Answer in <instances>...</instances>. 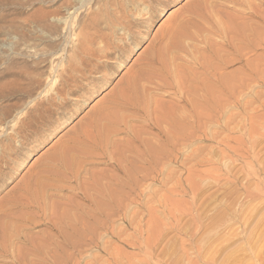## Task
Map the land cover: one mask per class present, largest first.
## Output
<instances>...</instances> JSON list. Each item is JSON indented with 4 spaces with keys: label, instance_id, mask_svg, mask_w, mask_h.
Masks as SVG:
<instances>
[{
    "label": "bare ground",
    "instance_id": "6f19581e",
    "mask_svg": "<svg viewBox=\"0 0 264 264\" xmlns=\"http://www.w3.org/2000/svg\"><path fill=\"white\" fill-rule=\"evenodd\" d=\"M127 1L113 0L118 13L98 10L78 33L76 60L62 71L71 80L77 77L71 73L81 80L88 78L84 74L87 57L110 59L116 52L120 60L128 54L131 45L140 42V28L153 21L156 4L162 3ZM143 5L146 17L130 20L128 11L131 15L141 12L137 10ZM165 12L166 6L159 8L160 15ZM176 14L171 15L168 28L149 42L141 63L128 71L94 112L86 129L61 146L19 194L4 203L0 262L87 264L89 252H101L107 246L103 238L118 235V222H131L132 207L152 202L146 191L151 184L165 183L169 167H191L196 123H228L229 111L246 106V94L262 84L264 0H195ZM102 16L107 32L95 29ZM120 30L128 36L129 45H115L111 39L110 34ZM97 44L105 50L96 48ZM234 66L239 68L230 71ZM109 67L103 63L89 72ZM120 135L126 139L114 140ZM188 149L186 160L180 162L181 152ZM95 164L108 169H86ZM51 191L68 193L71 198ZM37 227L45 230L28 234ZM251 244L245 254L255 252Z\"/></svg>",
    "mask_w": 264,
    "mask_h": 264
},
{
    "label": "rangeland",
    "instance_id": "374dc122",
    "mask_svg": "<svg viewBox=\"0 0 264 264\" xmlns=\"http://www.w3.org/2000/svg\"><path fill=\"white\" fill-rule=\"evenodd\" d=\"M155 1L162 3L156 4L153 21L140 28V42L131 45L128 54L120 60L113 51L110 59L100 55L87 57L84 74L88 80L71 73L77 76L73 81L69 73L62 71L68 62L76 60L73 53L74 46L78 47V33L98 10L118 13L113 0H0L1 215L6 214L4 203L14 199L61 146L86 129L94 112L120 86L124 76L141 63L149 42L168 28L171 15L195 0ZM162 6H166L164 15L158 13ZM143 9L144 5L140 6L137 11L141 12L133 11L134 15L128 11L129 19L145 18L147 12ZM102 18L105 19L102 16L95 29L107 32ZM123 33L120 30L110 34L115 45L130 44ZM103 46L95 45L102 51ZM103 63L112 68L89 72ZM238 68L234 66L230 71ZM245 102L241 109L229 111L228 123H196L192 169L182 165L169 167L164 174L165 183L151 184L146 191L152 202L132 207V224L118 222L115 226L118 235L113 239L103 238L106 249L89 252L84 262H264V79L246 94ZM115 139L124 140L126 136ZM184 151L180 162L186 160L190 149ZM86 169L100 171L108 167L95 164ZM50 194L71 198L65 192ZM255 228L257 231L251 235ZM42 230L44 227L31 228L28 234ZM249 242L254 243L251 245L255 254L251 251L245 254ZM250 255L257 257L251 260Z\"/></svg>",
    "mask_w": 264,
    "mask_h": 264
}]
</instances>
